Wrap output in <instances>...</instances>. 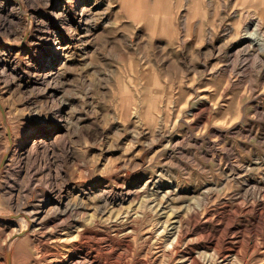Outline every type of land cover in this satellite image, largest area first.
I'll list each match as a JSON object with an SVG mask.
<instances>
[{
    "label": "rangeland",
    "instance_id": "rangeland-1",
    "mask_svg": "<svg viewBox=\"0 0 264 264\" xmlns=\"http://www.w3.org/2000/svg\"><path fill=\"white\" fill-rule=\"evenodd\" d=\"M183 256L264 264V0H0V264Z\"/></svg>",
    "mask_w": 264,
    "mask_h": 264
},
{
    "label": "bare ground",
    "instance_id": "bare-ground-1",
    "mask_svg": "<svg viewBox=\"0 0 264 264\" xmlns=\"http://www.w3.org/2000/svg\"><path fill=\"white\" fill-rule=\"evenodd\" d=\"M253 25H255L256 27H254L255 29L257 28V27H260V25H259V21H257V20H254V22H253ZM249 26V25H248ZM50 30V29H49ZM249 30V29H248ZM246 38V37H245ZM231 46V45H230ZM263 48V47H262ZM262 48L260 47L259 48V50L260 51H262ZM242 49V48H241ZM246 49V48H245ZM64 50V49H63ZM243 51V50H242ZM5 73V69L3 68V70H1V74H4ZM55 74V72H54V69H52V71H49L48 73L46 72V74L44 75L45 77H48V76H52V77H54L53 75ZM44 78V77H43ZM61 137V135L59 134V135H57V137L56 138H60ZM53 140H54V138H53ZM50 141V140H49ZM44 143H46V141H44V138H42V137H39V138H36V139H34L33 140V142H32V145H31V152L33 151V150H35V149H37V147L39 146V145H41V144H44ZM30 145V144H29ZM50 147V146H49ZM49 149V148H48ZM41 150V149H40ZM13 152V151H12ZM49 152V151H48ZM30 153V152H29ZM25 154V152H24V150L23 149H20L19 151H16V153L14 154V155H16V156H14V157H12L11 159H10V161L11 162H13L14 161V163H15V165L16 166H19V164H20V161H21V158H22V156ZM36 155V154H35ZM35 157H37V155L35 156ZM47 159V158H46ZM42 160V159H41ZM44 160V159H43ZM26 162V161H25ZM257 163H260V161H257ZM10 166V165H9ZM34 169V168H33ZM41 169V168H40ZM30 170V169H29ZM42 171V170H41ZM44 171V170H43ZM36 172V171H35ZM52 172V171H51ZM46 174V173H45ZM52 176V175H51ZM49 184V183H48ZM52 184V183H51ZM50 184V185H51ZM57 184V183H56ZM55 186V185H54ZM49 187V186H48ZM51 187H53V186H51ZM63 187H65V186H63ZM214 187V186H213ZM60 188V187H59ZM67 188V187H66ZM58 189V188H57ZM65 189V188H64ZM130 189V188H129ZM204 189V188H203ZM209 189H206V193H207V191H208ZM211 190V189H210ZM209 190V191H210ZM53 191V190H52ZM55 191V190H54ZM61 192V191H60ZM124 192V191H123ZM172 192H179L178 191V189H173V190H170V191H168V193H172ZM106 193H107V191H105V190H101V196L103 197V196H106ZM120 194V193H119ZM129 194H132L130 191H127V192H125V194L122 196L123 198H124V196L126 195V196H128ZM53 195V194H52ZM57 196V195H56ZM178 196V195H177ZM42 197H43V195H42ZM67 197V196H66ZM51 198V197H50ZM55 198V197H54ZM58 198V197H57ZM262 198V197H261ZM44 199V198H43ZM59 199V198H58ZM38 202V201H37ZM47 203V202H46ZM45 204V203H44ZM64 204V203H63ZM184 204V203H183ZM55 206V208H56V205H54ZM53 206V207H54ZM50 207V206H49ZM63 207V206H62ZM58 208V207H57ZM54 209V208H53ZM52 208L51 209H49L48 211H46L45 213H44V210H43V206L41 205V206H38V207H36V208H34V210L32 211V212H28L29 214H27L28 215V220H29V223L28 222H26V220L25 219H21V222L23 223V226L26 224V226H25V228L22 226L21 228H20V231L18 232V233H14V234H21L23 231H25L26 230V227L29 225V227L32 225V228L35 226V224L37 223V221L38 220H40V217H41V215L44 213L45 215H47L48 216V214H50V213H52L54 210H53ZM32 210V209H31ZM30 210V211H31ZM59 210V209H58ZM66 210H67V208H66ZM70 210H71V208H70ZM183 211H184V209H183ZM25 212H26V210H25ZM56 215V214H55ZM44 216V215H43ZM133 216H135V215H133ZM217 217V215H215L214 217H213V220L215 219ZM41 218H43V217H41ZM131 219V218H130ZM174 219V218H173ZM133 223V222H132ZM114 226V225H113ZM36 227V226H35ZM128 227V226H127ZM130 227V226H129ZM134 227V226H133ZM121 228V227H120ZM125 228V227H124ZM37 229V228H36ZM117 230V229H116ZM123 231H124V229H122ZM173 230V229H172ZM127 231V230H126ZM118 232V231H117ZM130 234V233H129ZM144 235H146V234H144ZM132 236V235H131ZM156 236V235H155ZM153 239V238H152ZM146 240H147V238H146ZM126 241V240H125ZM124 241V242H125ZM126 245H127V243H125ZM128 247H129V245H128ZM161 248V247H160ZM231 254V253H230ZM161 255V254H160ZM54 256V255H53ZM77 256V255H76ZM194 256V255H193ZM228 256H229V254H228ZM191 258V257H190ZM50 259V258H49ZM105 259V258H104ZM81 260V259H80ZM79 260V261H80ZM183 260L185 261V262H187L188 264H195V263H193L194 262V259H188V258H185L184 256H183ZM182 260V261H183ZM232 260V259H231ZM76 261V260H75ZM82 261V260H81ZM104 261V260H103ZM145 261V260H144ZM230 261V260H229ZM98 262V261H97ZM82 263V262H81ZM208 264V263H207Z\"/></svg>",
    "mask_w": 264,
    "mask_h": 264
},
{
    "label": "water",
    "instance_id": "water-1",
    "mask_svg": "<svg viewBox=\"0 0 264 264\" xmlns=\"http://www.w3.org/2000/svg\"><path fill=\"white\" fill-rule=\"evenodd\" d=\"M4 112V111H3ZM4 115V114H3ZM4 122H5V116H4ZM10 133V132H9ZM11 135V134H10ZM7 159H8V155H6L5 157H4V159H3V161H2V163H1V166H3L5 163H6V161H7Z\"/></svg>",
    "mask_w": 264,
    "mask_h": 264
}]
</instances>
